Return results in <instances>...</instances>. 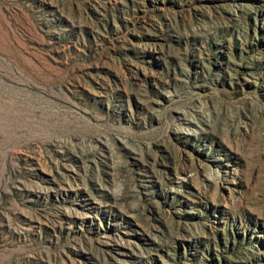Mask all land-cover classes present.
<instances>
[{
	"label": "rangeland",
	"instance_id": "rangeland-1",
	"mask_svg": "<svg viewBox=\"0 0 264 264\" xmlns=\"http://www.w3.org/2000/svg\"><path fill=\"white\" fill-rule=\"evenodd\" d=\"M0 264H264V0H0Z\"/></svg>",
	"mask_w": 264,
	"mask_h": 264
}]
</instances>
